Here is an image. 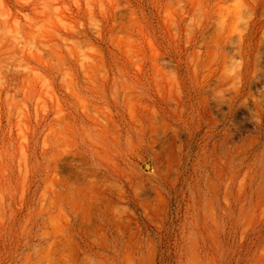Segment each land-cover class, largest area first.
<instances>
[{
	"label": "rangeland",
	"instance_id": "374dc122",
	"mask_svg": "<svg viewBox=\"0 0 264 264\" xmlns=\"http://www.w3.org/2000/svg\"><path fill=\"white\" fill-rule=\"evenodd\" d=\"M0 264H264V0H0Z\"/></svg>",
	"mask_w": 264,
	"mask_h": 264
}]
</instances>
